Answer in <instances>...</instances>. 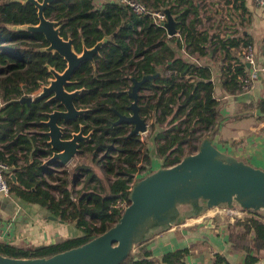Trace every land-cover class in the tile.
Masks as SVG:
<instances>
[{
	"label": "trees",
	"instance_id": "1",
	"mask_svg": "<svg viewBox=\"0 0 264 264\" xmlns=\"http://www.w3.org/2000/svg\"><path fill=\"white\" fill-rule=\"evenodd\" d=\"M7 1L0 0V161L10 169L9 194L43 209L59 222L74 225L80 235L39 248L0 243V255L48 258L84 245L120 219L121 205H129L130 189L140 173L146 172L145 177L152 172L151 153L159 167L167 168L196 153L201 142L211 138L220 103L210 69L191 61L207 56L211 42L197 30L199 11L190 0H138L149 12L168 10L176 22L177 35L171 37L154 25L150 15L138 16L113 0L100 6L94 0H56L49 5L45 17L58 22L60 36L70 38L77 53L83 46L93 48L103 38L109 39L95 56L94 66L83 62L73 74L74 84L67 88L83 90L73 103L88 112L67 126L65 137L78 131L80 124L85 133L93 132L88 142L80 144L77 154L88 158V164L68 175L58 163L43 165L53 152L43 134L46 128L40 123L45 112L55 109V103L38 101L28 106L15 102L34 95L47 83L50 74L46 66L62 72L65 61L57 54L39 52L47 46L41 34L10 29L35 25L38 19L31 4ZM190 14H195L194 20L189 19ZM242 46L247 50V43ZM234 48L220 41L222 56L236 61L220 69L221 89L230 96L242 93L248 80L246 64L241 61L243 52L237 58ZM216 50L212 48L213 53ZM181 51L186 52V58L179 56ZM157 72L159 76L142 85L137 101L140 117L149 124L150 137L141 141L139 135L129 136L130 124L112 127L116 113L131 114L128 91L132 80ZM248 106L264 115V100ZM150 138L151 148L146 149ZM10 173L19 185L11 182ZM227 242L232 250L246 254L244 264H259L253 253L264 250V213L245 212L242 218H234ZM187 254L183 248L156 258L143 243L121 264H185ZM224 261L214 255L215 264Z\"/></svg>",
	"mask_w": 264,
	"mask_h": 264
},
{
	"label": "water",
	"instance_id": "2",
	"mask_svg": "<svg viewBox=\"0 0 264 264\" xmlns=\"http://www.w3.org/2000/svg\"><path fill=\"white\" fill-rule=\"evenodd\" d=\"M56 0H8V3L31 4L37 10L38 23L35 25H17L10 29L30 34H41L47 46L39 52L59 55L65 61V68L58 72L46 66L50 74L47 84L35 95L22 97L15 102L30 106L32 103L45 100L57 102L61 110L45 112L40 123L46 128L43 134L52 150V156L43 165L53 163L70 164L79 152L80 144L89 140L91 132L85 136L84 126L77 132H71L66 138L67 126L83 116L88 110H78L74 99L82 90L67 91L74 84L71 80L77 68L86 61L94 64V56L109 41L103 38L93 48L83 46L82 51L74 50L72 40L60 36V25L48 19L44 10ZM164 29L169 37L176 35V22L165 10ZM249 68V64L241 60ZM143 76L133 79L128 91L131 103L128 109L131 114L122 116L114 125L130 124L133 129L130 135H141L148 132V123L139 115L137 105L139 91L143 84L152 82L159 76ZM258 114L260 111H257ZM9 179L19 185L13 173ZM225 205L228 209H239L243 212L264 213V171L241 160L223 154L211 142L204 139L198 151L184 157L179 163L159 167L147 176L137 180L130 189L129 205L123 210L120 219L105 233L82 246L61 252L48 258L16 259L0 255V264H121L135 248L145 243L149 233L157 228L173 226L180 215L179 208L189 206L193 215L205 209ZM49 219L56 220L49 216ZM62 223V222H60ZM37 246L35 248H39Z\"/></svg>",
	"mask_w": 264,
	"mask_h": 264
},
{
	"label": "crops",
	"instance_id": "3",
	"mask_svg": "<svg viewBox=\"0 0 264 264\" xmlns=\"http://www.w3.org/2000/svg\"><path fill=\"white\" fill-rule=\"evenodd\" d=\"M102 1L94 0V4L100 6ZM190 1L199 11L195 22L197 30L211 42L207 56L191 59L195 65L210 69V80L220 103L218 124L211 142L223 154L264 171V115L258 114V108L248 106H256L264 100V8L253 0ZM194 15L190 14L189 19L194 20ZM221 40L225 45L237 47L232 50L235 57L238 58L242 51V60L245 61V52L249 49L253 56V65L246 67L249 89L235 96L226 95L221 89V67L236 64L235 59H228L220 53ZM243 43H247V50ZM214 47L217 50L213 53ZM179 56L186 58L187 54L181 51ZM151 155L159 168L157 158L153 153ZM155 169L152 167V171ZM179 210L180 215L173 226L152 230L145 241L156 258L186 248L185 264H215V254L224 258L221 264H244L246 254L232 250L227 242L234 212L239 209L229 210L222 205L205 209L198 215H193L189 206H182ZM49 216L37 206L0 193V236L5 237L7 243L30 248L66 239L58 226L63 223L51 220ZM253 255L259 264H264V250Z\"/></svg>",
	"mask_w": 264,
	"mask_h": 264
},
{
	"label": "built area",
	"instance_id": "4",
	"mask_svg": "<svg viewBox=\"0 0 264 264\" xmlns=\"http://www.w3.org/2000/svg\"><path fill=\"white\" fill-rule=\"evenodd\" d=\"M113 1H116L120 5L129 8L134 14L138 16L150 15L156 27L164 28L163 24L166 22V14L164 12L162 11L149 12L147 7L138 0H113ZM253 1L257 6L264 8V0H253ZM245 61L249 65H253V56L250 49L247 50L245 53ZM248 89H249L248 85L244 87V90H248ZM9 171H10L9 167L4 162L0 161V193L4 196L10 195L9 184L7 181V175ZM145 174L146 172L140 173V175L138 176L139 177L138 180H140ZM121 206H123V210L127 207L125 204ZM234 214H235L234 216L235 218H242L245 212L243 211L240 212V210H238V212L236 213L234 212ZM234 217L232 218L233 221H234ZM0 243L2 244L7 243L5 237L0 236Z\"/></svg>",
	"mask_w": 264,
	"mask_h": 264
},
{
	"label": "rangeland",
	"instance_id": "5",
	"mask_svg": "<svg viewBox=\"0 0 264 264\" xmlns=\"http://www.w3.org/2000/svg\"><path fill=\"white\" fill-rule=\"evenodd\" d=\"M105 1L106 0H103L101 3L105 2ZM37 92L35 94H37ZM148 127H149V124H148ZM149 130L150 129H148V132L146 134L139 135L140 138H141V141H143L145 139V137H147V136L150 137ZM151 144H152V141H151V138H150L149 141H148V143L145 145L146 146V149H148V147L151 148ZM88 162H89L88 158H84L82 156L76 155L75 158L73 159V161L70 164H68L66 166L65 165H62V166L64 167V169H66V171L68 172V175H71V174L72 175H75L77 173V171H78V168L81 165L88 164ZM153 167H155L156 169L158 168L156 166V164H154ZM98 173H99V175H101L100 172H98ZM74 188L77 189L78 187L77 186H74ZM58 226H59L60 232L64 234L63 236L67 237L66 239H68V237L71 238V237L80 235V232L78 231V229L75 228V226L72 225V224H64L63 223V225H60L59 224Z\"/></svg>",
	"mask_w": 264,
	"mask_h": 264
},
{
	"label": "flooded vegetation",
	"instance_id": "6",
	"mask_svg": "<svg viewBox=\"0 0 264 264\" xmlns=\"http://www.w3.org/2000/svg\"><path fill=\"white\" fill-rule=\"evenodd\" d=\"M98 55H99V54H98ZM95 56H97V55H95ZM95 56H94V58H95ZM89 62H90V61H89ZM90 63H91V62H90ZM91 64H92V63H91ZM94 64H95V63H94ZM94 64H92V65L94 66ZM71 80H72V79H71ZM72 81H73V80H72ZM46 84H47V83H46ZM72 85H73V84H72ZM70 86H71V85H70ZM68 87H69V86H68ZM68 87H67V88H68ZM67 88H66V89H67ZM40 89H41V88H40ZM67 91H70V90H67ZM73 91H74V90H73ZM82 91H83V90H82ZM70 92H71V91H70ZM81 93H82V92H81ZM81 93H80V94H81ZM80 94H79V95H80ZM76 97H77V96H76ZM42 101L45 102V103H49V102H46L45 100H42ZM54 103H55V109H54V110H61V109H62V107H60L59 104H58L57 102H54ZM54 110H53V111H54ZM78 110H85V109H78ZM86 113H87V112H86ZM86 113H85V114H86ZM85 114H84V115H85ZM118 114H119V113H118ZM84 115H83V116H84ZM116 115H117V113H116ZM120 115H121V114H120ZM122 116H123V115H122ZM81 117H82V116H81ZM117 120H118V116H117L116 121H117ZM80 125H81V124H80ZM80 125H79V127H80ZM113 126H116V125H114V123H113V124H112V127H113ZM78 130H79V129H78ZM76 132H77V131H76ZM90 132H91V135H90L89 140L91 139L93 132H92V131H88V132L85 133V131H84L85 136H87ZM89 140H88V141H89ZM88 141H86V142H88ZM86 142H85V143H86Z\"/></svg>",
	"mask_w": 264,
	"mask_h": 264
},
{
	"label": "bare ground",
	"instance_id": "7",
	"mask_svg": "<svg viewBox=\"0 0 264 264\" xmlns=\"http://www.w3.org/2000/svg\"><path fill=\"white\" fill-rule=\"evenodd\" d=\"M214 214V213H213Z\"/></svg>",
	"mask_w": 264,
	"mask_h": 264
}]
</instances>
